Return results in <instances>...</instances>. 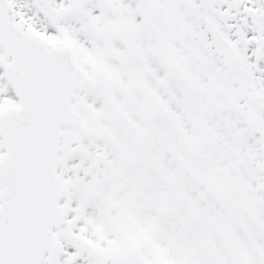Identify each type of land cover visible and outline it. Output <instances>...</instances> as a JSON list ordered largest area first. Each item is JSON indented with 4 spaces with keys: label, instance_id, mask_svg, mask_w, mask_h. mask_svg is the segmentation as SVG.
Here are the masks:
<instances>
[{
    "label": "snow or ice",
    "instance_id": "obj_1",
    "mask_svg": "<svg viewBox=\"0 0 264 264\" xmlns=\"http://www.w3.org/2000/svg\"><path fill=\"white\" fill-rule=\"evenodd\" d=\"M0 264H264V0H0Z\"/></svg>",
    "mask_w": 264,
    "mask_h": 264
}]
</instances>
